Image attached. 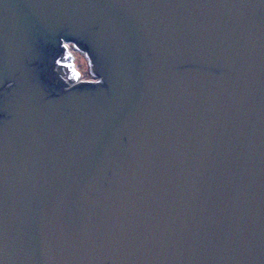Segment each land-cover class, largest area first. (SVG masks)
Returning a JSON list of instances; mask_svg holds the SVG:
<instances>
[{
  "label": "water",
  "instance_id": "1",
  "mask_svg": "<svg viewBox=\"0 0 264 264\" xmlns=\"http://www.w3.org/2000/svg\"><path fill=\"white\" fill-rule=\"evenodd\" d=\"M0 264H264V0H0Z\"/></svg>",
  "mask_w": 264,
  "mask_h": 264
},
{
  "label": "rangeland",
  "instance_id": "2",
  "mask_svg": "<svg viewBox=\"0 0 264 264\" xmlns=\"http://www.w3.org/2000/svg\"><path fill=\"white\" fill-rule=\"evenodd\" d=\"M76 56H77V62H78V67L79 69L83 72V75H85V77H90V74H89V70H88V67H89V63H88V60L85 59L84 55L79 53L78 51H76Z\"/></svg>",
  "mask_w": 264,
  "mask_h": 264
},
{
  "label": "built area",
  "instance_id": "3",
  "mask_svg": "<svg viewBox=\"0 0 264 264\" xmlns=\"http://www.w3.org/2000/svg\"><path fill=\"white\" fill-rule=\"evenodd\" d=\"M86 79H89L88 77H85Z\"/></svg>",
  "mask_w": 264,
  "mask_h": 264
},
{
  "label": "trees",
  "instance_id": "4",
  "mask_svg": "<svg viewBox=\"0 0 264 264\" xmlns=\"http://www.w3.org/2000/svg\"><path fill=\"white\" fill-rule=\"evenodd\" d=\"M85 76V75H84Z\"/></svg>",
  "mask_w": 264,
  "mask_h": 264
}]
</instances>
